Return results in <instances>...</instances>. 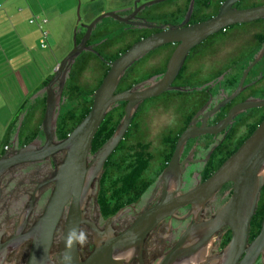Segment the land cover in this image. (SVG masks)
I'll return each instance as SVG.
<instances>
[{
	"label": "flooded vegetation",
	"instance_id": "1",
	"mask_svg": "<svg viewBox=\"0 0 264 264\" xmlns=\"http://www.w3.org/2000/svg\"><path fill=\"white\" fill-rule=\"evenodd\" d=\"M135 1L121 2L119 8L113 9L117 17L101 20L84 41L85 50L75 58L61 91L55 138L48 142L41 129L45 93L30 102L23 114L13 148L18 151L30 147L34 153L0 174V232H6L0 235V241L6 242L13 235L21 238L17 252L8 254V261L21 264L27 260L32 245L29 233L38 223L44 224L49 202L61 184V168L67 151L59 145L85 116L86 102L81 110L75 111L78 106V98L75 97L86 85L78 82V72L93 66L91 70L99 74V81L95 83L98 86L110 64L132 43L166 29L168 25H179L184 20L190 0H175L165 6L151 5L139 10L137 8L142 5V0L134 7ZM223 1L194 0L193 11L185 26L215 15ZM263 3L264 0H240L232 7L240 9ZM135 8L137 12L132 15ZM263 23L258 20L229 26L224 32L209 36L189 50L180 71L171 82V86L187 91H166L142 101L136 107L124 135L95 175L92 171L95 168L93 158L112 135L124 114L126 102L112 106L91 140L90 155L85 160L87 173L83 175V188L78 199L71 195L66 198L55 224L50 247L55 264H60L61 245L58 238L63 234L72 210H77L83 220L92 224L97 235L107 233L113 237L121 236L133 227L151 224L150 217L154 213L162 214L142 236L140 251L137 252L140 258L134 257L129 264H155L157 259L176 246L198 212L195 209L193 214L189 204L178 200L209 179L252 132L251 129L256 127L264 114L263 108H250L223 124L236 105L264 98V54L244 75L245 68L264 44ZM84 33L85 28H81L76 34V45L80 44ZM175 47L176 44H165L145 54L126 69L115 93L136 85H139L137 90H142L151 85L152 78L157 81L164 74ZM53 87L54 93L58 84H53ZM92 96L93 93L85 101H92ZM160 96L165 99L162 100L164 105L173 104L175 114L171 122L154 129L148 121L147 109L159 108L157 104L162 102ZM73 99L77 100L72 102L74 106L66 109ZM101 125L108 129H101ZM16 129L12 130L7 144L0 149V156L4 152L13 156L11 148ZM186 129L192 130L193 134L182 145L171 176L161 179L175 152L177 140ZM263 190L264 184L255 213L259 211ZM232 193L231 183L223 184L212 200L199 209L201 221L213 217ZM79 226L89 232L88 244L83 247L77 245L80 258L84 260L95 248V236L90 232L94 229L88 224L81 223ZM7 232L13 235H7ZM254 237L250 222L248 240ZM230 238L231 231L224 225L213 233L208 248L212 253H219ZM253 264L264 263L259 256Z\"/></svg>",
	"mask_w": 264,
	"mask_h": 264
},
{
	"label": "water",
	"instance_id": "2",
	"mask_svg": "<svg viewBox=\"0 0 264 264\" xmlns=\"http://www.w3.org/2000/svg\"><path fill=\"white\" fill-rule=\"evenodd\" d=\"M139 1L136 0L134 2V7H136V3ZM163 1L165 0H152L142 4L137 9L149 7ZM238 1L240 0H224L215 15L206 20L185 26L187 19L193 11L194 0H190L184 20L179 25H168L166 29L132 43L110 64L98 86L95 83L99 81V74H97L96 70H91L94 68L93 66L89 65L86 69H81L78 72V82L83 86L86 85L77 94L80 97L78 98V106L75 111L81 110L84 106L85 97L82 94L89 93L95 86L97 87L93 89L94 92L89 111L85 113V116L74 127L71 134L65 138V141L59 145V148L67 151L65 162L61 168V184L56 195L49 202L44 224L38 223L29 233L32 245L27 260L21 264H55L50 254L55 224L66 198L71 195L75 200L78 199L79 193L83 188L81 182L83 175L87 173L85 160L90 155L89 147L91 140L104 116L112 109V106L121 101L126 102L124 114L116 125L112 135L93 158L92 165H95V168L92 171H94L95 175H98L101 165L124 135L136 107L142 101L161 95L166 91H187L181 87L171 86V82L180 71L189 50L202 43L209 36L229 26L264 19V3L240 9L232 7ZM136 12L135 8L132 15L136 14ZM78 14L79 5L77 6V16ZM116 17V11H111L100 14L88 24H81L80 18L77 17L73 28L72 49L58 62L47 85L39 89L36 95L31 97L25 104L24 110L20 113L16 124L17 129L11 148L13 156L10 157L7 152H4L0 156V174L15 162L27 160L28 157L33 155L34 152L30 150V147L15 151L13 146L17 143L18 130L24 112L27 110L30 102L37 97H41L44 93L46 94V102L41 120V129L48 142L55 138L56 118L58 108L60 107L61 91L75 58L82 50H85L83 43L88 39L92 29L101 20L115 19ZM81 28H85V33L80 44L76 45V34L80 32ZM165 44H176V47L167 62L164 74L157 81H153L154 78H152L150 80L152 81L151 85L142 90H137L139 85H136L133 88L115 93V89L126 69L148 52ZM263 54L264 44L245 68L244 75L260 60ZM53 84H58L57 91L54 93ZM75 101L77 100H71L66 109L74 106L72 102ZM250 108L264 109V98L250 99L236 105L230 110L229 116L223 124L229 123L234 116ZM62 112H64V108H62ZM192 134V130L186 129L179 136L175 152L161 179L166 180L171 176L172 170L175 167L174 165L177 162L178 153L180 150L182 151L181 148L185 140L191 137ZM228 182L231 183L233 190L230 198L218 209L213 217L201 221L199 209L204 204L210 202L215 192ZM263 184L264 114L253 131L226 158L214 174L200 186L189 191L182 199L178 200H182L184 204H189L193 209V214L195 209L198 212L193 216L192 223L187 226L178 239L176 246L168 254L157 259L155 264H253L259 256L262 258V263H264V214L258 233L251 241L248 240L250 222L255 213ZM161 215L159 212H156L150 217L152 219L151 224L133 227L121 236L113 237L107 233L101 234L102 236L97 235V231L95 232L93 225L83 220L77 210H72L66 222L64 232L58 238L61 245L59 254L60 264H129L134 257L140 258L137 252L140 251L142 236ZM81 223L88 224L90 228L94 229L90 232L95 236L94 251L84 260L80 258L77 245L69 250L65 248L63 242V237L67 234L68 229ZM224 225L231 231V238L221 252L212 253L208 248L210 239L213 233ZM4 233L6 232H0V235ZM7 235L13 234L7 232ZM20 243L21 238L16 235H13L6 242L2 243L0 241V264H15L14 260L8 261L7 256L12 251L17 252Z\"/></svg>",
	"mask_w": 264,
	"mask_h": 264
},
{
	"label": "rangeland",
	"instance_id": "3",
	"mask_svg": "<svg viewBox=\"0 0 264 264\" xmlns=\"http://www.w3.org/2000/svg\"><path fill=\"white\" fill-rule=\"evenodd\" d=\"M56 0H52V3ZM113 0H71L70 6L65 4L62 1L56 2V5L53 7H48L52 12H48V14L40 12L41 8H37L36 6H32V11H27L24 16V0H11L10 6H5L2 0H0V14L4 16L2 20L4 22L8 21L9 18H14V22L12 26H14L15 31L12 33H16L15 36L16 39L10 40L11 44V51L6 50L9 52V57L11 59V66L13 68L19 67V69L22 67V73L24 74V61L27 58V56L24 54V28H36V24H28L29 19L37 20L38 22H41L42 19H46L49 16H53L56 18L54 22H51V25L46 26L52 28V33L50 32L49 35V44L51 46V50H40L36 51V57L40 61L39 65H33L31 68L36 67L38 72H35V75L37 76L38 73L41 74V70H47L52 65V60L55 61L57 58L61 59L72 49V43H73V28L76 23L77 17L80 18L81 24H88L93 19H95L97 16L103 13H109L114 8H119L122 4L129 3V1H126L125 3L120 2H112ZM152 0H142V4L145 2H150ZM175 0H166L160 3L154 4L155 6H165L168 4H171ZM47 6V2H45ZM79 5V14L77 16V6ZM153 5V6H154ZM47 8V7H45ZM21 10V11H20ZM46 11V10H45ZM53 13V14H51ZM58 28V32L56 29V26ZM11 26V27H12ZM50 30V29H49ZM19 37H22V40L19 39ZM6 45V41L3 39H0V50H2V45ZM14 47H16V50H13ZM14 57V58H12ZM31 58V57H30ZM33 64V63H32ZM21 70V69H20ZM2 74H5L4 72H1L0 77ZM3 77V75H2ZM15 78L13 77V81ZM16 91H14L15 94L18 93V103L21 101L22 97H24V100L27 98L24 95V91L26 90V87H19L17 86L14 88ZM37 91L32 94L31 97L36 95ZM29 97L28 99H31ZM161 97V98H160ZM159 98L162 100L163 96H160ZM16 103H10V109L15 107ZM160 105L159 108L154 109H147V118L148 121L151 123V126L156 129L160 124H167L168 122H171L173 119V116L175 114V109L173 107V104L170 105H164V101L157 104ZM150 106V105H149ZM20 117V114H19ZM19 118H17L18 120ZM15 125L14 121H12V125ZM1 137V134H0Z\"/></svg>",
	"mask_w": 264,
	"mask_h": 264
},
{
	"label": "crops",
	"instance_id": "4",
	"mask_svg": "<svg viewBox=\"0 0 264 264\" xmlns=\"http://www.w3.org/2000/svg\"><path fill=\"white\" fill-rule=\"evenodd\" d=\"M58 1H62L68 6H70L71 2V0H56L53 3L52 0H24V16L27 11H32V6L41 8L40 12H46L48 14V12H52L48 7L55 6L56 2ZM126 1L131 2V0ZM126 1L113 0L112 2L125 3ZM2 2L5 6H10L11 4V0H2ZM45 2H47V6ZM2 18H4V16L0 14V39L6 41V45L4 42V45H2L1 47L2 50H0V74L1 72L5 73L2 74L3 77L2 75L0 77V149L7 144L8 136L12 132V129L16 127L19 114L24 110L25 104L30 100L28 98L31 97L32 94H34L36 91H38L43 86V84H45V82L52 76L53 71L60 60L58 58L55 61L52 60V65L47 70L40 69L41 74L38 73L37 76L35 75V72H38L37 68H31V66H33L34 64L40 66V61L36 57V51L47 49L51 50V46L48 43V40L50 32L52 33V28L51 26L46 27L51 25V22H54L56 20L54 15H51L46 19L43 18L41 22L33 19L28 20V24H36V28H24V54L28 58L24 61V74L21 72L22 67L20 68L21 70L19 69V67L13 68L11 66V56L9 57V52H7L6 50L11 51L12 43L10 42V40L16 39V37H13L16 35V33H12L13 31H15L14 26H12V24L15 22L14 18L8 17L7 22H4ZM30 20H32V22H29ZM55 26L58 32L57 25L55 24ZM71 26H75V24ZM42 31L46 32V37L42 36ZM19 39L22 40V37H19ZM42 39L44 41L43 46L41 44ZM13 50H16V47H14ZM13 77L15 78L14 81ZM17 86L26 87L23 96H26L27 98L24 100V97H22L19 103L18 98H16L18 97V93H14V91H16L14 88H16ZM10 103H16L17 105L10 109ZM12 121H14V123L16 124H13L11 126Z\"/></svg>",
	"mask_w": 264,
	"mask_h": 264
},
{
	"label": "trees",
	"instance_id": "5",
	"mask_svg": "<svg viewBox=\"0 0 264 264\" xmlns=\"http://www.w3.org/2000/svg\"><path fill=\"white\" fill-rule=\"evenodd\" d=\"M261 21H264V19L263 20H261ZM264 24V23H263ZM246 31H249V29L246 27V26H244L243 27ZM225 30H226V28H225ZM225 30H222V31H220V32H224ZM256 37H259V35H257ZM106 73V72H105ZM97 86H95L94 88H96ZM93 88V89H94ZM91 90L89 93H86V94H82V96H84L85 98H87L89 95H92V93H93V91L94 90ZM80 96H77V97H75V98H79ZM86 102V104H85V110H84V114L85 113H87V111H89V109H90V106H91V99H87V101H85ZM73 104V103H72ZM71 109V108H70ZM76 109V108H75ZM261 120V119H260ZM260 122V121H259ZM101 127V129H103V130H106V129H108V127L107 126H104V125H101L100 126ZM13 128V127H12ZM253 129H254V127L251 129V131H253ZM13 130V129H12ZM263 214H264V190H263V193H262V196H261V203H260V207H259V211H257L256 213H255V215L253 216V218L251 219V226H252V233H253V235H255L256 236V234L258 233V231H259V229H260V222H261V219H262V216H263Z\"/></svg>",
	"mask_w": 264,
	"mask_h": 264
},
{
	"label": "clouds",
	"instance_id": "6",
	"mask_svg": "<svg viewBox=\"0 0 264 264\" xmlns=\"http://www.w3.org/2000/svg\"><path fill=\"white\" fill-rule=\"evenodd\" d=\"M63 242L65 248L69 250L75 245L83 247L89 242V232L79 225L73 226L68 229L67 234L63 237Z\"/></svg>",
	"mask_w": 264,
	"mask_h": 264
},
{
	"label": "built area",
	"instance_id": "7",
	"mask_svg": "<svg viewBox=\"0 0 264 264\" xmlns=\"http://www.w3.org/2000/svg\"><path fill=\"white\" fill-rule=\"evenodd\" d=\"M29 22H32V20H30ZM42 36H43V37H46V32H45V31H42ZM43 42H44V41H43V39H42V40H41V44H42V46L44 45Z\"/></svg>",
	"mask_w": 264,
	"mask_h": 264
}]
</instances>
